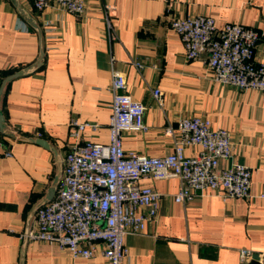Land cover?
Segmentation results:
<instances>
[{
  "label": "crops",
  "instance_id": "1",
  "mask_svg": "<svg viewBox=\"0 0 264 264\" xmlns=\"http://www.w3.org/2000/svg\"><path fill=\"white\" fill-rule=\"evenodd\" d=\"M83 1L86 11L77 16L53 1L36 11L31 0H0V264H108L100 256L73 258L25 235L36 230V211L54 198L65 155L86 142L108 143L112 69L145 107L146 130L125 132V151L170 154L178 133L166 129L182 118L207 117L231 135L233 155L221 167L251 171L248 198L205 191L185 205L172 198L178 179H143L160 195L158 213L124 238L121 264H264V93L215 82L207 57L188 60L170 29L173 18L201 14L218 29L234 23L264 32V0ZM108 5L115 40L107 35ZM254 59L264 65V39ZM154 89L162 92L161 106ZM71 120L96 128L74 137ZM184 152L195 156L200 147ZM242 249L253 253L248 263L240 260Z\"/></svg>",
  "mask_w": 264,
  "mask_h": 264
},
{
  "label": "built area",
  "instance_id": "2",
  "mask_svg": "<svg viewBox=\"0 0 264 264\" xmlns=\"http://www.w3.org/2000/svg\"><path fill=\"white\" fill-rule=\"evenodd\" d=\"M31 1L36 11L45 10L52 1L77 16L86 11L83 0ZM112 10L113 6L104 7L107 35L115 40ZM170 29L180 38L188 60L207 57V69L215 82L264 93V65L254 59L263 31L234 23L218 29L211 17L201 14L173 18ZM135 66L142 68L139 63ZM110 94L108 143L86 142L65 155L54 198L36 211V230L28 232L26 239L55 244L73 258L100 256L108 264H121L127 256L124 238L142 232L146 221L158 213L160 195L152 187L142 186L143 179H178L181 187L172 198L181 205L196 192L209 191L223 199L249 197L250 169L234 163L225 168L220 165L233 155L227 130L214 128L207 117L182 118L175 129H166L169 135L174 130L178 133L172 153L151 157L127 152L122 146L123 134L146 130L145 107L126 93L125 76L114 69ZM152 97L162 105L159 89L152 90ZM69 125L74 137L86 127L96 128L76 120ZM188 146L200 147V152L188 157L184 152ZM2 155L10 157L11 153ZM142 208L146 214L138 213ZM239 257L248 263L253 253L242 249Z\"/></svg>",
  "mask_w": 264,
  "mask_h": 264
},
{
  "label": "water",
  "instance_id": "3",
  "mask_svg": "<svg viewBox=\"0 0 264 264\" xmlns=\"http://www.w3.org/2000/svg\"><path fill=\"white\" fill-rule=\"evenodd\" d=\"M52 194H53V192H52ZM254 259L256 260V257ZM253 264H256V263H253Z\"/></svg>",
  "mask_w": 264,
  "mask_h": 264
}]
</instances>
